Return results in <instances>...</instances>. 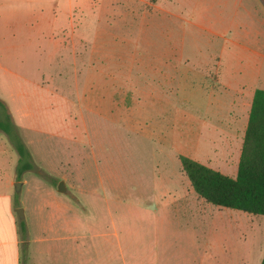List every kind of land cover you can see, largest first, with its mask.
<instances>
[{
    "label": "rangeland",
    "instance_id": "obj_1",
    "mask_svg": "<svg viewBox=\"0 0 264 264\" xmlns=\"http://www.w3.org/2000/svg\"><path fill=\"white\" fill-rule=\"evenodd\" d=\"M167 7V0H0V119L9 113L10 133L29 151L20 163L32 161L49 175H18V152L0 129V190L28 211L35 190L53 200L48 184L56 187L61 177L77 189L87 212L80 211V257L69 254L68 264H249L245 257L256 249L244 238L246 224L226 229L234 233L226 240L212 225L220 214L257 223L264 215L206 201L179 159L235 176L246 126L245 103L236 98L245 83L222 80L218 50L236 47L207 36L198 21L170 18ZM263 37L249 27L234 35L254 46ZM262 66L254 79L246 74V89L264 79ZM93 151L110 153L102 173L131 177L103 192ZM137 167L143 188L129 193ZM64 192L56 195L77 200ZM52 206L41 208L44 231L34 230L47 239L61 232ZM25 219L24 235L18 221L20 264L29 240ZM93 247L95 258L81 256Z\"/></svg>",
    "mask_w": 264,
    "mask_h": 264
},
{
    "label": "crops",
    "instance_id": "obj_2",
    "mask_svg": "<svg viewBox=\"0 0 264 264\" xmlns=\"http://www.w3.org/2000/svg\"><path fill=\"white\" fill-rule=\"evenodd\" d=\"M167 2V14L170 18L198 21L201 30H207L204 31L205 34L207 33V36H215L217 41L219 38L223 37L225 39L223 42L225 47H229L231 44L235 45V50H229L230 53L228 52L227 54L218 50L222 54L223 59H225L221 66V78L225 81V78L230 76L236 84L240 82L245 83L244 88L237 91L238 95L236 99L238 102H242L243 100L245 103L246 112L244 122L247 123L254 89L257 87L264 88V79L257 82L258 86L253 84L254 86H252V88L246 89V84H248L249 80L246 81L244 77H246L247 74L248 77L254 79L256 76L254 69L257 68H259L261 72V67H263L262 65L264 64V37L262 40L260 39L262 44L254 46L247 41L234 38V35L238 32H246V29L249 27L254 28L257 31V35L261 34L264 36V0H167ZM173 7L176 8L177 11ZM214 20L219 22V26L213 22ZM242 52L244 54L240 57L239 55ZM231 53H233V56L235 55L233 59L232 57L229 58V55L232 56ZM254 83L256 84V82ZM109 148L110 146L103 147L104 150ZM92 153L93 156L90 159V164L97 168L96 174L99 177L103 192H105L106 186L112 187L111 182H120L123 178L126 179L127 177H131L126 170L116 176H110L106 171L102 173L99 165L104 164L106 159L103 157L108 158V154L110 153L109 151L105 152L103 155H99V153H95L94 151ZM136 170L137 172H134L133 176L135 178H130V181L126 183V191H129V193H131V191L133 192V190H142L143 188V181L142 186L138 181V179L142 177V172L138 171V167ZM137 173H140V175ZM14 175L15 173L13 176ZM60 179L64 180L65 189L71 192V194L65 192L64 194L75 195L77 196V200H74V198L70 196L71 198L69 197L64 202L61 197L56 195V193L59 192L56 187L48 184V190L49 193L52 194L51 197L53 200L49 201V199H46L40 192L41 189L35 190L37 198L32 201L31 208L27 211V206L24 204L23 200L20 199V202L17 200L19 205L15 204L16 198L13 192L9 189L0 190V264H20L18 221L21 219L18 218L15 211L17 206L23 207V219L27 218L26 226L29 232L25 264H68L65 258L69 259V254L72 256L75 255L77 257L76 260L79 259L80 211L82 209L87 212V209L86 205L80 204V197L76 191L77 189H70L65 177H61L59 180ZM24 183L25 178L22 180V184ZM118 185L121 186L123 184L119 183ZM54 204L55 206L52 207L56 208L55 225L56 228L61 231L54 238L56 240V246L52 245L54 239H47V237L40 234L44 231L43 226L48 225L41 220L46 213L42 211L41 208L44 210L49 205ZM219 216L220 218H224L212 225V228L214 227L220 230L223 240H226L227 234H234L232 231L226 229H233L246 224V227L249 229L246 233L247 237L244 236L245 234L241 233L246 240L248 238L249 242L250 240L256 242V249L254 251H249L245 259L249 264H259L264 252V223H257L253 220H246L245 222L247 223L239 222L235 220V216L239 215H233L231 213L220 214ZM94 223L95 222H93V224ZM37 227L41 229V232H34ZM94 250L95 248L93 247V254L88 251V253L82 254L81 256L86 255L89 258H95ZM222 251L224 252V250ZM66 254L67 257H65ZM205 256L208 258V250L205 252Z\"/></svg>",
    "mask_w": 264,
    "mask_h": 264
},
{
    "label": "trees",
    "instance_id": "obj_3",
    "mask_svg": "<svg viewBox=\"0 0 264 264\" xmlns=\"http://www.w3.org/2000/svg\"><path fill=\"white\" fill-rule=\"evenodd\" d=\"M5 114L6 117L0 119V129L9 134L18 152V175L25 169H34L41 177L48 178L49 175L39 170L40 167H36L32 161L20 163L23 156L30 157V154L21 137L10 133L13 123L9 113ZM179 159L191 187L206 201L264 215V88L254 89L234 177L222 174L188 156L181 155ZM19 227L24 235L23 219L19 220ZM259 264H264V252Z\"/></svg>",
    "mask_w": 264,
    "mask_h": 264
},
{
    "label": "water",
    "instance_id": "obj_4",
    "mask_svg": "<svg viewBox=\"0 0 264 264\" xmlns=\"http://www.w3.org/2000/svg\"><path fill=\"white\" fill-rule=\"evenodd\" d=\"M15 185H16V189H18L19 188V182L17 181ZM65 188L66 187H65L64 180H62V179L58 180L57 183H56L57 191L64 192ZM15 211H16V214H17L18 218L22 219L23 218V209L21 207H16Z\"/></svg>",
    "mask_w": 264,
    "mask_h": 264
}]
</instances>
